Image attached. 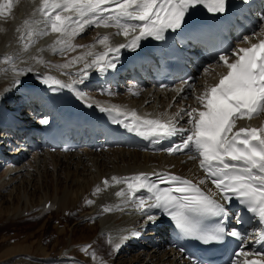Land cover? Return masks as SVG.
<instances>
[{
	"label": "bare ground",
	"instance_id": "bare-ground-1",
	"mask_svg": "<svg viewBox=\"0 0 264 264\" xmlns=\"http://www.w3.org/2000/svg\"><path fill=\"white\" fill-rule=\"evenodd\" d=\"M36 2L37 0H13L11 14L0 16V115H14L16 119L20 120L28 119L30 115H33L34 121L42 122L48 116V112L44 111L42 107L43 103L36 104L35 106L38 108L34 107L33 111L27 109L33 114L26 116L21 113L23 109V113H25V109L29 107L30 103L27 102L29 98L32 99L31 102H36L34 99L38 98L40 94L37 89H42L50 91V93L54 91L58 94L83 95L94 103L107 101L127 111H135L137 108L154 109L159 116L172 118L178 127H190L186 123L188 117L185 115V111L201 107L196 97L203 93L206 80L210 79L211 73L215 67L219 66L218 64L206 63L199 73L200 79L192 83L191 88L187 84L181 86L179 94H175L176 89L174 88L158 91L152 90L151 86L143 83H133L131 90H126L128 84L114 88L110 83L111 75L106 74L105 71L100 72L96 68H89L86 77L81 75L85 64L90 63L93 59V56H89L87 53L99 54L104 51V46L97 42L103 36H109L110 44L118 46L120 44L128 45L132 40L133 33L125 37L118 34L121 29L117 27L89 25L80 35L72 37L71 43L77 46L95 45V47H76L74 51H58V49L66 47V45L57 43L61 39L59 33L52 40L46 38V42L43 43L37 38V32L31 33V30L26 27L25 21L32 20L36 27L42 24L45 19L38 11L40 7H34ZM256 20L258 23H262L264 15H260ZM125 49L129 48L125 47L120 52ZM79 56H84V60L70 64L67 68L60 67ZM5 57L10 59L6 60ZM112 59L117 65L119 64L118 66L125 63L122 61L123 59L119 58V53L112 56ZM49 76L59 79L70 87L54 85L51 80L45 84L44 79ZM102 87H107V90L102 92ZM156 95H158L157 100ZM242 124L262 127L264 126V114L255 116L251 120L246 118L238 120L236 128ZM5 128L6 126L0 122V136ZM182 135H186V133ZM1 142L6 143V140L0 137ZM51 145L49 143L38 152L21 154L17 159L12 160L9 155L0 154V220L15 217L21 211L34 206L43 209L46 202L50 200L51 208L56 205L54 208L60 210H71V208L76 211L81 210V215H84L85 220L87 218L82 224L75 225L78 228L83 225V232L78 233L67 225L66 227L63 225L64 227L60 231L61 233L65 230L73 231L75 235L82 237L79 240L81 245L67 253V256H64L66 258L61 259L51 253L55 248L45 247L40 240L17 246H10L6 243L5 248L2 249L3 253L0 252L7 256L6 259L14 260L15 262L12 264H81L78 263L79 261L73 260V254L76 256L79 251H81L85 264H115L117 259L123 257L118 254L127 252L129 245L135 248L141 241V237H148L153 232V235L156 234L163 240L168 238V232L165 219L160 214L151 213L153 220L158 221L157 225H153L152 220L147 222L146 217L142 216L143 213L135 208L136 204L133 202V198H129L127 195L124 197L108 195V190L113 185L118 186V192L124 190L127 193V185L114 183L111 180L113 176L123 177L128 174L131 177L143 170L158 173L162 169H166L190 175L195 179H204L198 168L200 158L193 151L171 156L162 153H149L115 143L107 149L103 147V144L99 149H96L97 146L90 145L89 140H84L81 146L68 152L58 148L50 150ZM105 176L109 181L108 185L104 184ZM97 188L100 191L97 192ZM140 195L142 194L137 193V196ZM89 200L93 203L89 204ZM94 206L95 208H93ZM128 207L135 209L132 210L135 213L132 215L131 212L130 217L126 215V212L130 211ZM105 208L110 210L105 211ZM110 214H113L111 218ZM94 216L104 217L103 220L108 217V222L110 219H115L117 224L113 229L118 233L112 234L110 240H106V233H102L95 241H90L101 223L100 218L97 219ZM118 223L120 224L118 225ZM128 224L131 225H129L130 228ZM123 230L127 233H121ZM164 230L166 232H163ZM240 232L241 237L245 239V251L253 253L256 231L248 229ZM136 233L141 235L136 236ZM143 241L145 240L141 242ZM86 247L87 251H84L83 249ZM167 247L172 249L171 252L168 250L172 260L164 261L162 264H190L169 243ZM23 252L24 254H22ZM93 252L95 258L92 257ZM18 256L23 257L18 258ZM15 257L18 259H14ZM152 259V264H159L154 256ZM244 259L241 257V262ZM131 264L135 263L131 262Z\"/></svg>",
	"mask_w": 264,
	"mask_h": 264
},
{
	"label": "snow or ice",
	"instance_id": "snow-or-ice-1",
	"mask_svg": "<svg viewBox=\"0 0 264 264\" xmlns=\"http://www.w3.org/2000/svg\"><path fill=\"white\" fill-rule=\"evenodd\" d=\"M226 3L227 0H42L38 11L46 18L50 32L61 35L57 43L66 47L58 51L95 47L71 43V38L80 35L89 25L117 27L121 29L118 34L125 37L138 31L139 34L128 45L112 46L109 36L99 38L97 42L105 50L99 54L87 53L93 59L82 70L81 75L86 77L89 68H96L100 72L114 68L112 56L121 49H135L141 39L148 37L163 40L165 32L182 28L190 9L203 5L210 13H224ZM12 8L13 0H2L0 16L10 15ZM28 23L25 21V24ZM242 41L250 43L249 37H242ZM84 58L74 57L60 67L67 68ZM217 60L222 62L227 71L221 75L218 83L205 86L204 92L196 97L200 108L185 111L188 117L186 123L190 125L188 128L178 127L172 118H147L135 111L129 114L117 106L100 108V111L114 113L117 122L123 118L127 121L125 127L141 135L160 139L186 133L180 143L169 147L167 151H193L200 158V167L206 174L199 184L210 179L229 204L235 198L245 206L246 211L258 217L259 224L264 227V126L236 129L238 120H251L264 114V39L250 43L249 47L225 50L218 54ZM50 80L54 85L70 87L51 76L44 79V83ZM185 83L189 88L192 87L190 81ZM42 123L47 124L49 121L45 119ZM153 175L157 176L156 180L144 173L131 177L113 176L111 180L116 184L127 185V193L121 190L116 195L133 198L136 208L149 220H153L151 210L159 209L170 216L184 233L205 244L221 241L226 235L241 238V232L236 228L226 230L228 208L206 193L199 184L174 174ZM104 184H109L108 179H105ZM140 192L146 195L137 196ZM88 203L93 201L89 200ZM109 210L105 208V211ZM209 216L217 218L212 227L202 222ZM236 223L241 224L243 220L237 218ZM259 240L264 242V231L259 233ZM87 247L83 250L87 251ZM233 255L236 258L233 264H240L241 257L245 258L243 264H264V258L247 259L253 255L264 257V253L245 251L242 244ZM92 257L95 258L94 252Z\"/></svg>",
	"mask_w": 264,
	"mask_h": 264
},
{
	"label": "rangeland",
	"instance_id": "rangeland-1",
	"mask_svg": "<svg viewBox=\"0 0 264 264\" xmlns=\"http://www.w3.org/2000/svg\"><path fill=\"white\" fill-rule=\"evenodd\" d=\"M27 109L30 110V108H26L25 109L26 112L23 113L24 111L23 109V111L21 112L22 115H27L28 113L30 114V112H28ZM35 207L36 206H34V209H26L27 212L23 211L24 213L21 211V213L19 215H16L15 217H9L0 220V251L3 253L2 249L5 248L6 243H8L10 246H17V245H26L33 241L36 242L40 240L41 244L44 245L45 247L55 248L54 250H52L53 252L51 253L56 254L61 259L66 258L64 256H67L66 255L67 253L74 250L77 246L81 245V241L79 240L82 237L75 235L71 230H67V231L65 230V232L61 233L60 232L61 228H63L64 226L66 227L67 225L69 228H74L78 233L83 232L84 230L83 225L79 226V228L76 227L75 225L82 224L84 221L87 220V218L86 220L84 219V215H81V210L76 211L73 208H71V210L63 209L64 210L63 211L54 208L56 207V205H54L52 208L51 206H48L43 209H39L38 207L37 208ZM93 208H95V206ZM132 210H135L134 207L133 209L130 208V211L129 212L127 211L126 215L128 216L131 214L133 215L135 212ZM113 214H110L111 215L110 218L113 216ZM128 216L127 218L130 217ZM142 216L146 217L145 220L147 222L149 221V219L145 214H142ZM94 217H96L97 219L100 218L101 223H100V227L90 238V241H95L96 238L102 233H106V240H110L111 237L113 236L112 234L116 233L113 229L114 226L117 224V222L114 221L115 219L113 220L110 219L108 222L107 219L108 217L105 218L106 220L105 219L103 220L104 217H100V216H94ZM129 225L130 224H128V226ZM139 234L140 233H136V236H138ZM153 234L154 233L151 232L148 235V237L145 236L141 237V241L145 240L146 242L145 241L138 242V245L135 246V248L129 245L130 247L127 252L124 251V253L118 254L119 256L123 255V257H121L122 259L121 258L117 259L115 264H131V262L135 264H146L147 262H150L149 264H152L153 256L158 261L159 264H162L164 261L167 260L171 261L172 260L171 254L168 253L169 252L168 250H170V248L167 247L168 244L165 241L166 239L164 238L165 240L164 239L162 240L160 237H158V235L156 234L153 235ZM112 250L113 247L111 251ZM171 251L172 250H170V252ZM1 252H0V260H1L0 263L2 262L1 264H4L7 261L9 262L5 264H12V262H15L14 260L11 261V259H6L7 256L5 254H2ZM80 252L81 251H79L76 256L75 254H73V258H74L73 260L77 262L79 261L78 263L85 264ZM28 253L33 254L31 252ZM22 254H24V252ZM19 257H23V256H18V258ZM18 258L15 257L14 259H18Z\"/></svg>",
	"mask_w": 264,
	"mask_h": 264
}]
</instances>
